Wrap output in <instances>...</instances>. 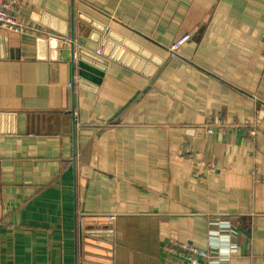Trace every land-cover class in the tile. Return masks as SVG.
<instances>
[{"label":"crops","instance_id":"0c3cea01","mask_svg":"<svg viewBox=\"0 0 264 264\" xmlns=\"http://www.w3.org/2000/svg\"><path fill=\"white\" fill-rule=\"evenodd\" d=\"M17 18L0 264H183L177 244L264 264V0H24ZM80 19L112 45L99 83L64 59Z\"/></svg>","mask_w":264,"mask_h":264},{"label":"water","instance_id":"95a60500","mask_svg":"<svg viewBox=\"0 0 264 264\" xmlns=\"http://www.w3.org/2000/svg\"><path fill=\"white\" fill-rule=\"evenodd\" d=\"M81 23H77V36L76 39L74 34L70 38V41L65 43L68 50L69 58H64L65 61L70 63L72 74H74V68L76 65L77 76L82 80H95L96 83H99L100 78L102 77L103 67L108 64V60H114L113 54H111L112 45L107 40H102L99 44L101 30H89L86 28L84 19ZM61 33V32H60ZM62 34V35H61ZM59 34L60 37L64 36V33ZM59 35L50 36L47 35L49 42L58 41ZM64 41V40H63ZM64 43V42H63ZM96 45H100L102 52L100 55L93 53Z\"/></svg>","mask_w":264,"mask_h":264},{"label":"built area","instance_id":"2783aa9c","mask_svg":"<svg viewBox=\"0 0 264 264\" xmlns=\"http://www.w3.org/2000/svg\"><path fill=\"white\" fill-rule=\"evenodd\" d=\"M24 0H0V30H7L9 32L21 33L22 25H20L17 18L18 8ZM191 35L185 34L175 40V42L168 48L170 57L177 56L179 48L190 41ZM66 39V38H65ZM97 55H100V51H96ZM215 166H208V171L213 172ZM168 250L172 253L178 254L184 259L183 264H199L201 261L206 263L209 259V253L204 250H199L188 244H177L175 246L168 247ZM178 264H181L180 262ZM221 264H227L226 260Z\"/></svg>","mask_w":264,"mask_h":264}]
</instances>
